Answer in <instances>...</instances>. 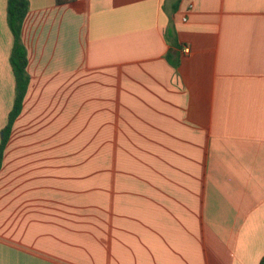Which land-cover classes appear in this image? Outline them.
<instances>
[{
    "label": "crops",
    "instance_id": "crops-1",
    "mask_svg": "<svg viewBox=\"0 0 264 264\" xmlns=\"http://www.w3.org/2000/svg\"><path fill=\"white\" fill-rule=\"evenodd\" d=\"M21 37L0 264H259L264 0H28Z\"/></svg>",
    "mask_w": 264,
    "mask_h": 264
},
{
    "label": "trees",
    "instance_id": "trees-1",
    "mask_svg": "<svg viewBox=\"0 0 264 264\" xmlns=\"http://www.w3.org/2000/svg\"><path fill=\"white\" fill-rule=\"evenodd\" d=\"M57 4L67 3L69 0H55ZM28 12V0H7V23L13 37L10 52V65L15 79V95L12 108L8 114L7 123L3 128L0 140V169L2 166L4 149L9 139L14 121L22 109V102L26 95L30 76L27 72V51L22 42L21 30L24 17ZM259 264H264V256Z\"/></svg>",
    "mask_w": 264,
    "mask_h": 264
},
{
    "label": "built area",
    "instance_id": "built-area-1",
    "mask_svg": "<svg viewBox=\"0 0 264 264\" xmlns=\"http://www.w3.org/2000/svg\"><path fill=\"white\" fill-rule=\"evenodd\" d=\"M185 20V18H183ZM185 52L188 53L189 52V49L188 48H185Z\"/></svg>",
    "mask_w": 264,
    "mask_h": 264
}]
</instances>
